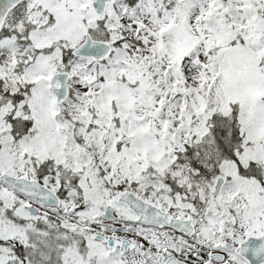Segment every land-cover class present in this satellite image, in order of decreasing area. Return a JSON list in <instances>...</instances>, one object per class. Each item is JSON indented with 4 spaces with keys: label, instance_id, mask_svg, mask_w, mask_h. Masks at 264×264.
Here are the masks:
<instances>
[{
    "label": "snow or ice",
    "instance_id": "obj_1",
    "mask_svg": "<svg viewBox=\"0 0 264 264\" xmlns=\"http://www.w3.org/2000/svg\"><path fill=\"white\" fill-rule=\"evenodd\" d=\"M0 264H264V0H0Z\"/></svg>",
    "mask_w": 264,
    "mask_h": 264
}]
</instances>
